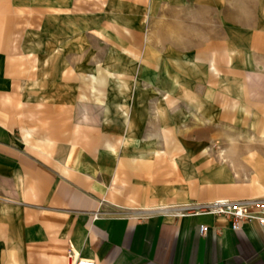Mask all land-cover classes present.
Returning a JSON list of instances; mask_svg holds the SVG:
<instances>
[{"label":"crops","instance_id":"0c3cea01","mask_svg":"<svg viewBox=\"0 0 264 264\" xmlns=\"http://www.w3.org/2000/svg\"><path fill=\"white\" fill-rule=\"evenodd\" d=\"M97 3L0 0V264H264V226L179 216L188 203L264 198V183L214 179L221 167L186 145L169 97L164 116L141 103L113 118L104 85L52 50L51 31ZM248 40L247 116L257 105L264 117V77L250 83L264 76V33Z\"/></svg>","mask_w":264,"mask_h":264},{"label":"rangeland","instance_id":"374dc122","mask_svg":"<svg viewBox=\"0 0 264 264\" xmlns=\"http://www.w3.org/2000/svg\"><path fill=\"white\" fill-rule=\"evenodd\" d=\"M96 2L94 11L73 13L49 36L52 50L104 85L113 118H128L141 103L164 116L169 97L175 116L185 117L186 145L206 148L208 164L221 167L214 179L264 183V117L257 105L247 116L253 69L246 49L248 39L264 33V0ZM262 72L256 69L250 83L259 86ZM91 91L101 105L104 90Z\"/></svg>","mask_w":264,"mask_h":264},{"label":"built area","instance_id":"2783aa9c","mask_svg":"<svg viewBox=\"0 0 264 264\" xmlns=\"http://www.w3.org/2000/svg\"><path fill=\"white\" fill-rule=\"evenodd\" d=\"M210 215L226 217L232 222V229L239 231L245 223L255 222L264 226V198L239 201L216 200L211 203H188L179 207V216L198 217ZM208 228L202 226L200 233L205 234ZM71 264H97L91 259L76 258Z\"/></svg>","mask_w":264,"mask_h":264}]
</instances>
